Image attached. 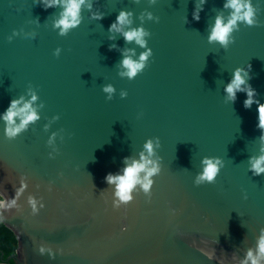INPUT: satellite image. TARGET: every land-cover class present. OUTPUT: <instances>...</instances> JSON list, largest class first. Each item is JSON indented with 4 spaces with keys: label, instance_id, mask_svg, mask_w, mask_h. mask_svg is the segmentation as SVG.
I'll list each match as a JSON object with an SVG mask.
<instances>
[{
    "label": "water",
    "instance_id": "obj_1",
    "mask_svg": "<svg viewBox=\"0 0 264 264\" xmlns=\"http://www.w3.org/2000/svg\"><path fill=\"white\" fill-rule=\"evenodd\" d=\"M222 3L207 0L193 21V0H91L79 26L57 36L58 6L0 0V112L32 88L39 113L10 140L0 121V182L8 196L21 175L27 184L3 214L17 247L0 264H239L247 249L255 252L264 228V173L248 171V157L260 154L256 105L243 108L242 92L226 101L223 86L233 68L250 64L248 82L264 101V0H252L258 25H241L227 49L206 40L212 18L229 12ZM120 9L132 12L130 27L145 11L159 18L143 21L152 55L132 80L117 75L121 50L136 59L144 49L108 32ZM105 83L116 89L111 100L100 91ZM147 137L160 141L150 194L137 185L131 202L113 206L103 178L123 167L122 157L138 158ZM202 156L224 166L213 183L197 186ZM29 195L38 201L35 214ZM39 244L55 258L40 255Z\"/></svg>",
    "mask_w": 264,
    "mask_h": 264
},
{
    "label": "clouds",
    "instance_id": "obj_2",
    "mask_svg": "<svg viewBox=\"0 0 264 264\" xmlns=\"http://www.w3.org/2000/svg\"><path fill=\"white\" fill-rule=\"evenodd\" d=\"M207 0H193V9L191 18L193 21H199L200 12L203 10V5ZM39 3L44 9L59 7L60 11L52 21V28L56 30L57 36H65L69 30L74 29L81 23V7L91 9V0H39ZM223 9H228L227 16L217 14L212 18V23L207 26L206 40L209 44H216L220 48L227 49L234 42L233 33L239 30L241 25L252 27L258 25L257 9L252 3V0H223L221 5ZM132 12L130 10L120 9L115 18L108 24L109 33H119L123 40L134 42L144 51L140 52L136 59L126 53L133 52L132 49H122L121 59L117 65V75L127 80L134 79L138 73L142 72L146 66V62L152 55V49L147 47V39L150 35L149 31L144 28L143 21L145 19L157 21L159 18L154 17L150 11H145L138 19L141 23L135 27H130ZM92 19L100 20L103 18L101 12H91ZM129 26V27H126ZM17 30L13 29L10 36L6 39H11L16 36ZM34 35V34H33ZM109 40L114 39L109 35ZM116 45H108L109 50L115 48ZM61 49L56 47L52 50L53 56H58ZM250 64H245L243 67L237 66L232 69L231 77L223 86L224 98L230 103L236 100L237 92L244 93L242 107L245 109L256 105V124L255 127L260 130L258 139L260 140V154L257 156L248 157V171L256 176L264 173V101L257 99L256 90L248 82L251 79ZM100 91L105 94V100H111L113 94L116 93L115 87L111 83H105L100 86ZM28 98L23 95L12 98L8 101L7 106L0 112V121L4 122L3 135L6 139H14L18 133L27 129L30 123L39 119L37 111L38 105L34 102L37 100V94L34 89L27 90ZM121 99L127 96V92L121 89L118 93ZM14 118H18V122ZM53 119H58V116H53ZM45 129L48 125H44ZM55 133L50 134L48 143L52 142V137ZM159 137H147L144 140L141 151L137 153L138 158L122 157L123 167L116 173H106L104 181L108 185H112L113 206L121 204L127 205L133 200V191L137 185L140 190L147 196L150 194L153 180L151 177L158 175L161 170L159 156L156 154V149L159 148ZM51 157V153H49ZM155 156V158H153ZM224 166L223 160L218 156H202L200 158V169L193 177V185L211 184L217 177L220 169ZM142 174V175H141ZM27 187L25 177L19 178V187L14 189L12 196L7 195V190L3 188V183L0 182V223L4 220V213H7L10 208L16 205V199L21 195ZM38 187V185H37ZM27 202L31 206L33 214L37 213V198L29 195ZM42 199L39 201V208H44ZM126 230L125 225H121L120 231ZM37 251L40 255L48 253V259L53 260L56 254L53 253L50 245L39 244ZM60 249H57V254ZM264 262V228L259 230V235L256 238L255 252L252 248L246 250L244 258L239 261V264H262Z\"/></svg>",
    "mask_w": 264,
    "mask_h": 264
},
{
    "label": "trees",
    "instance_id": "obj_3",
    "mask_svg": "<svg viewBox=\"0 0 264 264\" xmlns=\"http://www.w3.org/2000/svg\"><path fill=\"white\" fill-rule=\"evenodd\" d=\"M17 247V242L10 230L0 223V256L6 258L12 255Z\"/></svg>",
    "mask_w": 264,
    "mask_h": 264
},
{
    "label": "flooded vegetation",
    "instance_id": "obj_4",
    "mask_svg": "<svg viewBox=\"0 0 264 264\" xmlns=\"http://www.w3.org/2000/svg\"><path fill=\"white\" fill-rule=\"evenodd\" d=\"M8 257H9V256H8ZM6 258H7V257H6ZM6 258H2V261H5ZM0 262H1V260H0Z\"/></svg>",
    "mask_w": 264,
    "mask_h": 264
}]
</instances>
